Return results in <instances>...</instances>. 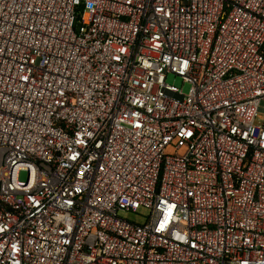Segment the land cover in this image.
Returning <instances> with one entry per match:
<instances>
[{"label": "built area", "instance_id": "2783aa9c", "mask_svg": "<svg viewBox=\"0 0 264 264\" xmlns=\"http://www.w3.org/2000/svg\"><path fill=\"white\" fill-rule=\"evenodd\" d=\"M262 113L264 0H0V264H264Z\"/></svg>", "mask_w": 264, "mask_h": 264}, {"label": "rangeland", "instance_id": "374dc122", "mask_svg": "<svg viewBox=\"0 0 264 264\" xmlns=\"http://www.w3.org/2000/svg\"><path fill=\"white\" fill-rule=\"evenodd\" d=\"M167 82L178 86L180 89H182L184 94H188L190 92L191 83L187 82V81H183L182 77H180V76H175L173 74H170L167 78ZM263 116H264V114L262 113L261 117L257 120V124H259L261 122ZM181 152H183V151L181 150ZM25 175L26 174L23 173L22 179H25ZM148 214H149L148 210L144 207H141L140 209H138L136 211H123V212H121L120 215L124 218L131 220V221L142 224L146 221Z\"/></svg>", "mask_w": 264, "mask_h": 264}]
</instances>
